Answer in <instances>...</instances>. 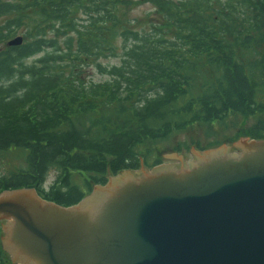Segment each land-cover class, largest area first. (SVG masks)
Wrapping results in <instances>:
<instances>
[{"label":"trees","instance_id":"1","mask_svg":"<svg viewBox=\"0 0 264 264\" xmlns=\"http://www.w3.org/2000/svg\"><path fill=\"white\" fill-rule=\"evenodd\" d=\"M130 1L0 0V160L19 161L0 192L39 183L72 205L161 144L214 147L230 121L264 137V0H156L147 28Z\"/></svg>","mask_w":264,"mask_h":264},{"label":"water","instance_id":"2","mask_svg":"<svg viewBox=\"0 0 264 264\" xmlns=\"http://www.w3.org/2000/svg\"><path fill=\"white\" fill-rule=\"evenodd\" d=\"M188 148L150 168L141 153L72 205L39 183L1 191L4 249L19 264H264V137Z\"/></svg>","mask_w":264,"mask_h":264},{"label":"rangeland","instance_id":"3","mask_svg":"<svg viewBox=\"0 0 264 264\" xmlns=\"http://www.w3.org/2000/svg\"><path fill=\"white\" fill-rule=\"evenodd\" d=\"M158 5L156 4V0H131L127 3V5H124L123 7V13L126 19H130V21H126V24L132 25L134 28H147L151 26L150 17L155 13L156 8ZM157 14V13H156ZM158 15V14H157ZM136 23V24H135ZM138 23V24H137ZM105 64H116L119 62L118 58H109V59H102L101 60ZM93 73V77L95 80H102V75L98 74L96 71H91ZM202 127L195 126L194 129L191 127L188 130H186L185 135L191 134L196 131V134H199L201 138L204 139V142L218 139L220 135L214 137L207 136L206 130L201 131ZM215 130L219 133L224 132L225 134H222L224 143H229L231 140L237 139L239 136L235 134L237 131V126L235 124L233 125L232 121L228 123L224 128L215 127ZM206 135V136H205ZM191 138V136H188V139ZM223 143V142H222ZM194 147V146H193ZM197 149V148H195ZM239 149L235 146H229V151H238ZM174 151V147L172 143L169 144H161L158 148L154 149V157L158 158V162H169V161H176L177 157L172 155H167L165 152H172ZM178 152L181 157L186 160L188 157H192L193 153L190 149H182ZM5 160V162H4ZM19 164V161L14 158H3L0 160V177L4 175L6 170L16 167ZM142 165H140L138 168H140ZM148 167V166H147ZM150 168V167H148ZM115 175V174H113ZM111 175V176H113ZM109 176V177H111ZM57 172L52 170L44 183V188L48 190L50 186L53 184V182L56 180ZM78 179V178H77ZM5 250L0 246V264H19L12 260V257L9 255H6Z\"/></svg>","mask_w":264,"mask_h":264},{"label":"flooded vegetation","instance_id":"4","mask_svg":"<svg viewBox=\"0 0 264 264\" xmlns=\"http://www.w3.org/2000/svg\"><path fill=\"white\" fill-rule=\"evenodd\" d=\"M6 222V220H2V221H0V228H1V230L3 229V224ZM5 234H4V231L2 230V233H1V236H0V246L4 249V246H3V240H2V237L4 236ZM5 250V249H4ZM6 255H10L11 256V254L7 251V250H5V252H4ZM8 255V256H9Z\"/></svg>","mask_w":264,"mask_h":264}]
</instances>
